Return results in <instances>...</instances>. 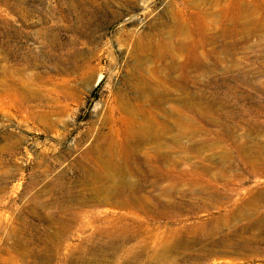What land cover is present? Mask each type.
<instances>
[{
	"label": "rangeland",
	"instance_id": "1",
	"mask_svg": "<svg viewBox=\"0 0 264 264\" xmlns=\"http://www.w3.org/2000/svg\"><path fill=\"white\" fill-rule=\"evenodd\" d=\"M258 108L264 0H0V264H264Z\"/></svg>",
	"mask_w": 264,
	"mask_h": 264
},
{
	"label": "bare ground",
	"instance_id": "2",
	"mask_svg": "<svg viewBox=\"0 0 264 264\" xmlns=\"http://www.w3.org/2000/svg\"><path fill=\"white\" fill-rule=\"evenodd\" d=\"M249 82L252 84L253 81H252V78L249 79ZM262 108H258L257 111L255 112V117L256 119L255 120H252L251 117H246L244 118L243 120H241V122L243 124H245L246 126V131L248 132H255L259 129H261L263 126H264V123L262 121H257L259 120L261 114H262ZM215 116H216V121L217 122H220L221 120V117L218 115V111L214 113ZM262 125V126H261ZM223 127V126H222ZM264 128V127H263ZM159 162H163L162 159L159 160Z\"/></svg>",
	"mask_w": 264,
	"mask_h": 264
}]
</instances>
